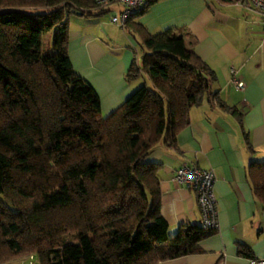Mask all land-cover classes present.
Segmentation results:
<instances>
[{
    "label": "trees",
    "instance_id": "trees-1",
    "mask_svg": "<svg viewBox=\"0 0 264 264\" xmlns=\"http://www.w3.org/2000/svg\"><path fill=\"white\" fill-rule=\"evenodd\" d=\"M72 14L101 13L94 0H0V137L11 142L9 154L0 152V264L24 256L39 264H157L199 252L216 231L190 225L169 235L162 166L148 159L161 142L176 146L205 98L237 109L212 91L216 74L187 46L188 33L151 34L130 19L124 28L146 51L141 64L135 53L126 81L145 84L103 116L68 54ZM47 32L52 50L41 53ZM248 178L264 205V160L249 165Z\"/></svg>",
    "mask_w": 264,
    "mask_h": 264
},
{
    "label": "crops",
    "instance_id": "crops-1",
    "mask_svg": "<svg viewBox=\"0 0 264 264\" xmlns=\"http://www.w3.org/2000/svg\"><path fill=\"white\" fill-rule=\"evenodd\" d=\"M98 16L69 17L68 54L76 73L98 94L103 116L121 106L139 83L126 81L138 38L110 21L121 6H96ZM108 14V15H107ZM110 15V16H109ZM156 34L167 29L185 36L189 48L215 72L212 91L237 115L205 98L190 111V124L176 138V146L159 143L149 161L161 164L160 212L174 237L190 225L202 226L203 217L194 190L178 183L183 164L213 169L219 229L199 243L200 251L157 264H249L264 258V205L254 195L248 178L252 162L264 160V26L259 13L246 1L155 0L132 19ZM231 68L245 83L231 85ZM247 136V138H246ZM248 249V255L239 248Z\"/></svg>",
    "mask_w": 264,
    "mask_h": 264
},
{
    "label": "built area",
    "instance_id": "built-area-1",
    "mask_svg": "<svg viewBox=\"0 0 264 264\" xmlns=\"http://www.w3.org/2000/svg\"><path fill=\"white\" fill-rule=\"evenodd\" d=\"M150 0H94L96 6L117 4L121 11L113 15L110 21L124 27L128 20L137 16ZM249 8L261 15L264 26V0H246ZM231 85L234 89L242 91L245 83L240 80L234 68H231ZM174 179L195 191L197 202L203 217L202 227L207 230L219 229L218 209L215 197L216 176L213 169H202L197 165L183 163L177 170ZM216 264H226V257L220 254ZM249 264H264V258H250Z\"/></svg>",
    "mask_w": 264,
    "mask_h": 264
},
{
    "label": "rangeland",
    "instance_id": "rangeland-1",
    "mask_svg": "<svg viewBox=\"0 0 264 264\" xmlns=\"http://www.w3.org/2000/svg\"><path fill=\"white\" fill-rule=\"evenodd\" d=\"M50 37H51L50 32H47L44 34L41 53H45L47 51L51 52L52 49H51V45H50ZM145 51L146 50H145L142 42L139 40L137 43V52H136V60L138 61L139 64L142 63V56H143ZM37 54H39V50H35V52L32 53L31 56H35ZM134 82L139 83L138 87L145 84L144 80L141 77L134 80ZM147 84L149 87L152 88V82L151 81H148ZM138 87H136V89ZM0 152L6 153V154H9L11 152V142L8 139H6L5 137H0ZM6 264H39V262H38V259L36 256H24V257L12 260Z\"/></svg>",
    "mask_w": 264,
    "mask_h": 264
}]
</instances>
